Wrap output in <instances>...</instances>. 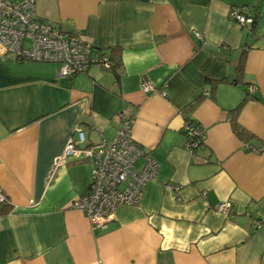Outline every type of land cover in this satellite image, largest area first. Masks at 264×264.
<instances>
[{
    "label": "crops",
    "instance_id": "0c3cea01",
    "mask_svg": "<svg viewBox=\"0 0 264 264\" xmlns=\"http://www.w3.org/2000/svg\"><path fill=\"white\" fill-rule=\"evenodd\" d=\"M242 5L257 10L253 28L229 15ZM35 11L118 65L61 77L55 63L0 56V264H264V150L244 146L264 144V0H35ZM119 112L158 167L138 203L93 229L70 205L91 160L54 161L76 127L83 145L113 139ZM187 119L203 129L193 152Z\"/></svg>",
    "mask_w": 264,
    "mask_h": 264
},
{
    "label": "built area",
    "instance_id": "2783aa9c",
    "mask_svg": "<svg viewBox=\"0 0 264 264\" xmlns=\"http://www.w3.org/2000/svg\"><path fill=\"white\" fill-rule=\"evenodd\" d=\"M229 13L240 25L250 26L254 21L253 8L246 5L235 6ZM195 36L203 40L202 33L196 31ZM6 54H12L16 60L55 63V73L61 77L84 72L90 65L101 68L111 65L107 56L94 53L91 44L78 34L39 18L35 11V0H0V56ZM141 88L145 92L166 95L164 86L156 87L142 82ZM254 90V85L248 86L249 93ZM117 118L119 126L114 138L100 139L90 145L82 144L85 136L76 127L77 138H69L62 153L54 161L57 165L68 158L85 157L91 160L87 190L75 197L70 205L84 212L93 229L107 227L119 205L138 203L143 185L155 178L158 167L157 162L133 138V116L119 112ZM183 130L185 147L193 152L203 143V129L197 122L187 119ZM244 146L250 152L264 150V144L244 143ZM6 202L7 198L0 189V206ZM215 210L227 214L232 211V204L221 201Z\"/></svg>",
    "mask_w": 264,
    "mask_h": 264
},
{
    "label": "trees",
    "instance_id": "16d2710c",
    "mask_svg": "<svg viewBox=\"0 0 264 264\" xmlns=\"http://www.w3.org/2000/svg\"><path fill=\"white\" fill-rule=\"evenodd\" d=\"M253 12H254V15H253V17H254V21H253V23L251 24V28H253L254 25L256 24L257 17H258V13H257V10H256L255 7H253ZM99 54H100V55H105V56L108 57L109 61L111 62V65H110V68H109V69H113V68L116 67V65H118L117 62H116V60H115V58H112L111 56H109V55H107V54H105V53H102V52H99ZM237 68H238V69H241V68H242V58L240 59L238 65H237ZM215 82H216V81H212V83H215ZM248 93H249V92H248ZM249 94H250V93H249ZM243 101H244V99L238 104V106L235 108V110H237V109L240 107V105L243 103ZM232 123H233V129H234V131H235L238 135H240V136H242V137L248 135V133H247V132H246V131H245L240 125H238V123H237V121L235 120V118H233Z\"/></svg>",
    "mask_w": 264,
    "mask_h": 264
}]
</instances>
